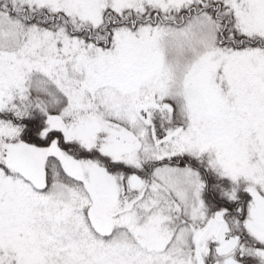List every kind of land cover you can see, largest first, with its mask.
<instances>
[{"label": "snow or ice", "instance_id": "snow-or-ice-1", "mask_svg": "<svg viewBox=\"0 0 264 264\" xmlns=\"http://www.w3.org/2000/svg\"><path fill=\"white\" fill-rule=\"evenodd\" d=\"M0 264H264V0H0Z\"/></svg>", "mask_w": 264, "mask_h": 264}]
</instances>
